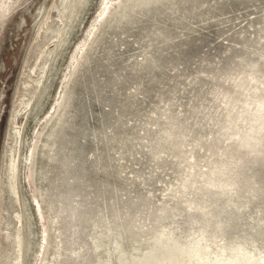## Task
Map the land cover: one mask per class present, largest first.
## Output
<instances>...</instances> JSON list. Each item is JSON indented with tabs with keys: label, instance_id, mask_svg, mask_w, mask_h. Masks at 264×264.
<instances>
[{
	"label": "rangeland",
	"instance_id": "rangeland-1",
	"mask_svg": "<svg viewBox=\"0 0 264 264\" xmlns=\"http://www.w3.org/2000/svg\"><path fill=\"white\" fill-rule=\"evenodd\" d=\"M160 235L264 264V0H0V264Z\"/></svg>",
	"mask_w": 264,
	"mask_h": 264
},
{
	"label": "bare ground",
	"instance_id": "bare-ground-1",
	"mask_svg": "<svg viewBox=\"0 0 264 264\" xmlns=\"http://www.w3.org/2000/svg\"><path fill=\"white\" fill-rule=\"evenodd\" d=\"M52 222V221H51ZM56 223V222H55ZM53 223V224H55ZM56 225V224H55ZM96 227H94V230H95ZM58 230V229H57ZM62 231V230H61ZM56 232V231H55ZM63 234V233H62ZM102 236V235H101ZM164 236H167L164 234ZM103 237H104V234H103ZM167 237L163 238L161 237L160 235V238H155L153 240V244L151 243L149 245L148 248H145V249H142L138 256L143 253L141 255V257H138L137 255H132L130 253H127L125 254V252H122L121 250H118L117 246L113 248V251H117V258L116 259H122L123 262H125V264H129L131 263L132 259L134 257H136V260H140L141 263L139 264H153V262H155V264H158V262H162L160 260V258L158 260H153L155 257H158L157 255H155V253L157 252H160L159 251V248H164L163 249H166L165 247H168L167 249L168 250H172V251H167V253H173L174 252V256H176L175 252L179 253L180 255H185L187 260L184 262L185 264H193L191 261L193 260L194 264L195 262L197 264H236L233 259L235 260V257L236 255L234 256V254H238L239 256L240 255H244L245 252V248H238V247H235V248H232V250L230 251H233L231 255H228V256H224V254L222 252H224L225 250H221L219 252H204V253H201L199 250L195 249L192 245H189V244H184V243H179L177 240H175L174 238H171L170 236H168V238H171V239H166ZM100 238H95L93 241L94 242V249L97 248V245L96 243H98ZM102 239V238H101ZM159 240V241H157ZM157 241V242H156ZM164 244V245H163ZM169 244H171L169 246ZM55 245V244H54ZM262 245V248L264 249V245ZM100 246V245H98ZM115 246V245H114ZM152 247H155V248H152ZM59 248V247H58ZM139 248V247H138ZM93 249V248H92ZM134 249V248H133ZM162 250V249H161ZM73 251V250H72ZM57 252V251H56ZM74 252V251H73ZM138 252V251H137ZM161 253V252H160ZM164 252H162L163 254ZM137 254V253H136ZM178 254V255H179ZM248 254V253H247ZM57 255V254H56ZM116 255V254H115ZM159 255V254H158ZM170 255V254H168ZM177 255V259L179 258ZM250 255V254H249ZM154 256V257H153ZM160 256V255H159ZM207 256V257H206ZM123 257H125V259H123ZM164 257V256H163ZM183 257V256H182ZM181 257V258H182ZM162 258V257H161ZM180 258V259H181ZM185 258V257H183ZM242 258V257H241ZM157 259V258H156ZM176 257H172L171 256V259L169 258V261L167 264H175L176 263ZM134 260V259H133ZM183 260V259H182ZM243 260H245V258H243ZM251 260V258H250ZM165 261V260H164ZM163 261V262H164ZM246 261V260H245ZM106 262V261H105ZM129 262V263H128ZM178 262V261H177ZM234 262V263H233ZM237 262V261H236ZM239 262V261H238ZM237 262V264H238ZM122 263V262H121ZM181 263V262H180ZM244 263V262H243ZM249 263H251L249 261ZM248 263V264H249ZM255 263V262H254ZM134 264V261L133 263ZM162 264V263H160ZM179 264V262H178ZM257 264H260L259 262H257Z\"/></svg>",
	"mask_w": 264,
	"mask_h": 264
},
{
	"label": "water",
	"instance_id": "water-1",
	"mask_svg": "<svg viewBox=\"0 0 264 264\" xmlns=\"http://www.w3.org/2000/svg\"><path fill=\"white\" fill-rule=\"evenodd\" d=\"M207 257V256H206Z\"/></svg>",
	"mask_w": 264,
	"mask_h": 264
}]
</instances>
